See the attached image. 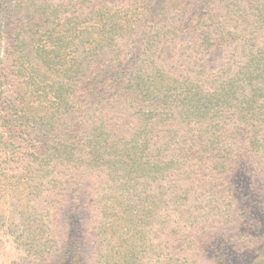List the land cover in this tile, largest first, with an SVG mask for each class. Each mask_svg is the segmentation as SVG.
Returning a JSON list of instances; mask_svg holds the SVG:
<instances>
[{"label": "trees", "instance_id": "16d2710c", "mask_svg": "<svg viewBox=\"0 0 264 264\" xmlns=\"http://www.w3.org/2000/svg\"><path fill=\"white\" fill-rule=\"evenodd\" d=\"M263 196L264 0H0L17 264H264Z\"/></svg>", "mask_w": 264, "mask_h": 264}, {"label": "rangeland", "instance_id": "374dc122", "mask_svg": "<svg viewBox=\"0 0 264 264\" xmlns=\"http://www.w3.org/2000/svg\"><path fill=\"white\" fill-rule=\"evenodd\" d=\"M221 11L224 9L221 7ZM222 14V12H220ZM225 16V15H224ZM229 48L226 47L224 50L217 51L213 56L216 63L221 57V53L228 51ZM264 201V196L262 198ZM22 256L21 253L11 244L10 237L5 233L3 229H0V264H17L19 263L17 258Z\"/></svg>", "mask_w": 264, "mask_h": 264}]
</instances>
